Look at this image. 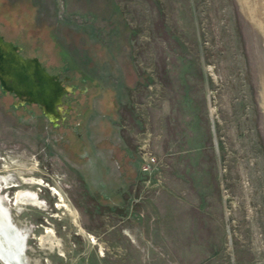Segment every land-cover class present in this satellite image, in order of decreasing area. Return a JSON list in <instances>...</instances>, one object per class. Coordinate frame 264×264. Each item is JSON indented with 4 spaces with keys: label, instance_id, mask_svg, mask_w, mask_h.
<instances>
[{
    "label": "rangeland",
    "instance_id": "obj_1",
    "mask_svg": "<svg viewBox=\"0 0 264 264\" xmlns=\"http://www.w3.org/2000/svg\"><path fill=\"white\" fill-rule=\"evenodd\" d=\"M0 38L85 80L74 129L0 87L2 248L21 264H264V0H0Z\"/></svg>",
    "mask_w": 264,
    "mask_h": 264
},
{
    "label": "flooded vegetation",
    "instance_id": "obj_2",
    "mask_svg": "<svg viewBox=\"0 0 264 264\" xmlns=\"http://www.w3.org/2000/svg\"><path fill=\"white\" fill-rule=\"evenodd\" d=\"M18 46H11L9 43L4 42L0 38V55L9 56L11 54H16L21 59H27L25 56H20L21 54L18 55L16 50L18 49L21 51ZM57 72L58 73L52 74L50 77L54 79L55 83H57L60 88L65 91V93L63 94L61 100H59V102H57L52 108L46 107L44 103H41V101L37 102L36 100L27 99L19 90L15 89L13 82L8 80L7 76L2 73L1 69L0 87L4 90L5 94L16 98L18 101L16 103L20 106L35 105L40 108L44 115L53 122L54 126L63 125L66 128L74 129L75 127H73V125H71L72 123L69 122V114H72V110H75L79 106L78 98L84 91L81 87L85 80L65 74V69H60ZM44 108H47L48 111L45 112Z\"/></svg>",
    "mask_w": 264,
    "mask_h": 264
},
{
    "label": "water",
    "instance_id": "obj_3",
    "mask_svg": "<svg viewBox=\"0 0 264 264\" xmlns=\"http://www.w3.org/2000/svg\"><path fill=\"white\" fill-rule=\"evenodd\" d=\"M0 69L27 99L41 101L46 107H54L65 93L37 60H24L16 54L0 55Z\"/></svg>",
    "mask_w": 264,
    "mask_h": 264
},
{
    "label": "bare ground",
    "instance_id": "obj_4",
    "mask_svg": "<svg viewBox=\"0 0 264 264\" xmlns=\"http://www.w3.org/2000/svg\"><path fill=\"white\" fill-rule=\"evenodd\" d=\"M17 200L21 203H23L24 200V195L23 194H19L17 196ZM22 200V201H21ZM36 202V201H35ZM33 202V204L35 203ZM0 258L1 260H3V264H21V259L16 257L15 254L13 253H9L5 250V248H2L0 246Z\"/></svg>",
    "mask_w": 264,
    "mask_h": 264
},
{
    "label": "crops",
    "instance_id": "obj_5",
    "mask_svg": "<svg viewBox=\"0 0 264 264\" xmlns=\"http://www.w3.org/2000/svg\"><path fill=\"white\" fill-rule=\"evenodd\" d=\"M185 221V222H184ZM167 224H169L170 225V228L168 229V231L170 232V230H171V228L174 226V230L175 231H180V235H182V233H185V231H188L189 232V228H186V225H190L191 224V222H190V220L188 221V220H183V222L182 221H179V220H176V222H174V223H167ZM178 225V227L176 228L175 226H177ZM180 225H183V226H185L184 228H180L179 226ZM168 232V233H169ZM169 237H170V240H174V238H173V236H171L170 234L168 235ZM175 241V240H174ZM183 246V248H184V245L186 244V241H180V242H177V246L176 245H174L173 247H174V249L175 248H177L178 246H181L180 244ZM178 249V248H177ZM169 255L171 256V249H169ZM186 255V254H185ZM183 257H185V256H183Z\"/></svg>",
    "mask_w": 264,
    "mask_h": 264
},
{
    "label": "built area",
    "instance_id": "obj_6",
    "mask_svg": "<svg viewBox=\"0 0 264 264\" xmlns=\"http://www.w3.org/2000/svg\"><path fill=\"white\" fill-rule=\"evenodd\" d=\"M143 159H144V164L142 167V171L148 173L151 169V165H153L156 162V160L153 157V154L150 152H146L143 155Z\"/></svg>",
    "mask_w": 264,
    "mask_h": 264
}]
</instances>
